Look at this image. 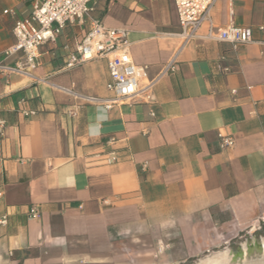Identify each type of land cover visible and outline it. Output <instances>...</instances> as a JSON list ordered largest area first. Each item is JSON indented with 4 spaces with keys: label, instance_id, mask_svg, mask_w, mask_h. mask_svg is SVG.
I'll use <instances>...</instances> for the list:
<instances>
[{
    "label": "crops",
    "instance_id": "1",
    "mask_svg": "<svg viewBox=\"0 0 264 264\" xmlns=\"http://www.w3.org/2000/svg\"><path fill=\"white\" fill-rule=\"evenodd\" d=\"M38 1L0 0V53ZM90 6L89 20L128 31L148 80L175 55L176 71L152 95L107 109L106 59L64 70L87 23L43 45L35 68L0 72V264L184 263L242 235L263 236L264 0L216 1L214 32L251 30L237 50L208 40V24L182 46L173 0ZM219 133L235 145L221 150ZM112 153L117 161L107 164Z\"/></svg>",
    "mask_w": 264,
    "mask_h": 264
},
{
    "label": "built area",
    "instance_id": "2",
    "mask_svg": "<svg viewBox=\"0 0 264 264\" xmlns=\"http://www.w3.org/2000/svg\"><path fill=\"white\" fill-rule=\"evenodd\" d=\"M96 0H40L36 2L29 16L17 19L13 29L15 42L0 53V72L26 73L37 65L39 51L46 43L57 41L62 31L68 27L83 29L88 23V30L76 49L69 55L64 70L69 71L78 65L97 59H106L110 74L107 89L113 98L105 101V107L111 109L116 105L133 103L137 99L152 95L159 79L174 73L177 65V55L169 61L156 80H148L147 65H137L130 54L128 31L106 27L102 22L89 20L92 11L91 4ZM180 23L182 46L199 36L205 24L209 25L207 39L227 43L237 50L240 45L251 42V30L234 24L219 27L213 31L210 21L211 11L217 0H173ZM5 13H8L7 11ZM21 54L24 59L22 66L9 68L3 60ZM27 68V69H26ZM235 93V91H233ZM23 105V101L19 102ZM28 117L35 111L23 110ZM75 116L74 112H71ZM5 127L0 122V131ZM221 150L231 149L235 145L234 138L229 134L219 133ZM117 161L112 153L106 160L107 164ZM32 218L40 216L37 208L30 209ZM7 218L0 219V225H6ZM259 224L264 227V212L259 216Z\"/></svg>",
    "mask_w": 264,
    "mask_h": 264
},
{
    "label": "bare ground",
    "instance_id": "3",
    "mask_svg": "<svg viewBox=\"0 0 264 264\" xmlns=\"http://www.w3.org/2000/svg\"><path fill=\"white\" fill-rule=\"evenodd\" d=\"M195 264H264V240L246 242L237 252L226 248L197 261Z\"/></svg>",
    "mask_w": 264,
    "mask_h": 264
},
{
    "label": "rangeland",
    "instance_id": "4",
    "mask_svg": "<svg viewBox=\"0 0 264 264\" xmlns=\"http://www.w3.org/2000/svg\"><path fill=\"white\" fill-rule=\"evenodd\" d=\"M264 229V227H263ZM264 231V230H263ZM254 240H264V235L263 236H255V235H252V236H248V235H242L240 238H237L233 243H231L230 245H220V246H217V247H213L212 249H210L209 251H206L205 253L195 257V258H191V259H188L186 260L184 263H178V262H175L173 264H195L197 261L205 258V257H208L210 255H212L213 253H216V252H219V251H222L226 248H229L230 250H232L233 252H237L238 249H240V247L244 244V243H251L252 241Z\"/></svg>",
    "mask_w": 264,
    "mask_h": 264
}]
</instances>
